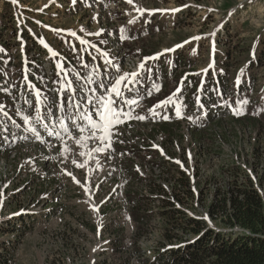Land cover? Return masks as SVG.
Instances as JSON below:
<instances>
[{"label": "rangeland", "instance_id": "1", "mask_svg": "<svg viewBox=\"0 0 264 264\" xmlns=\"http://www.w3.org/2000/svg\"><path fill=\"white\" fill-rule=\"evenodd\" d=\"M33 44L43 46L54 59L48 55L38 57ZM57 54L64 65L74 67L77 83L82 81L77 88L81 90L85 82L93 85L88 102L94 105L99 129L89 124L77 126L76 111L67 108L63 113L57 101L54 110L47 109V120L53 124L67 118L70 124L62 126L58 121L60 136L51 139L53 145L37 146L33 142L36 136L13 147L8 157L0 155V242L6 244L8 252L13 251L14 264H124L128 256L117 251L115 241L119 237L115 231L125 229L131 243L136 226L130 220V193L146 187L129 180L134 174L149 177L153 173L157 185L173 190L179 177L176 166L161 162L159 155L142 151L145 145L164 157L166 151L179 156L183 154L180 149L189 147L191 158L176 162L182 169L189 168L190 173L194 168L199 171L191 182L208 195L210 190L224 186L221 171L225 166L230 168L236 162L244 165L243 158L237 160L234 151L239 136L235 138L230 131L238 130L236 133L245 139L249 136L245 128L225 118V129L207 131L200 144L179 140L173 145L166 139L162 146L164 138L159 134L154 144H146L149 140L136 137V130L142 124L144 131L140 135L151 137L157 120L171 121L174 117L198 123L196 103L187 102L190 91L180 95L182 100L180 96L171 98L175 85L193 76L199 83L205 72L209 81V73L218 76L225 63L232 79L230 92L238 77L253 75L257 78V98L264 100V0H0V72L6 75L4 82L0 81L1 92L10 93L3 88L17 83L22 87L23 74L20 78L17 73L24 61L29 64L30 60H39L42 73L51 82V67L55 60L59 61ZM84 57L88 66L89 58L95 62L98 72L89 76L83 73L79 66ZM178 58L185 66L181 67V63L175 70L173 60ZM213 63L215 72L211 69ZM142 66L144 76L129 88L142 91L146 100L120 116L112 113L117 107L114 102L128 89L125 80ZM163 67L168 76L163 74ZM53 84L48 85V90L57 99ZM210 93L211 90L207 95ZM75 95L77 98V91ZM85 97L78 96L79 100ZM11 102L12 96L7 104ZM15 112L21 115V109ZM134 121H138L136 126L114 128ZM184 126L187 128V124ZM223 130L231 133L232 144L220 139ZM171 132L197 137L188 128L183 131L177 127ZM126 140L134 141L141 150L139 162L133 158L123 163L122 157L114 153ZM241 143L247 146L244 139ZM125 164L135 172L124 169ZM87 166L92 172L88 176ZM150 190L146 188L147 196ZM205 199L194 206L187 203L184 211L191 215L195 210L198 217L209 220L205 205L211 197ZM146 205L147 212L152 209L154 215L166 209L159 200H150ZM19 217L31 221H20ZM162 231V220L157 215L138 244L147 256H152ZM140 260V255H135L132 263Z\"/></svg>", "mask_w": 264, "mask_h": 264}, {"label": "trees", "instance_id": "2", "mask_svg": "<svg viewBox=\"0 0 264 264\" xmlns=\"http://www.w3.org/2000/svg\"><path fill=\"white\" fill-rule=\"evenodd\" d=\"M6 7H8V4H6ZM33 45V47L37 48L36 50L39 53L38 57L46 56V52L40 45ZM229 56L230 54L227 52V59ZM84 60L80 61L82 64L79 66L80 69L87 76L92 75L93 72H96L95 62L89 59L88 61H91V65L88 66ZM181 63V67H184L185 63L183 64L181 59L173 60L174 69L177 70ZM40 64L39 60H30L29 74L39 89L47 90H44L47 93V107L54 110V103L57 102V99L52 98V94L48 90V85L51 82L54 83L53 87L56 90L59 83V76L55 73L54 66L51 67V82H49L48 77L42 73ZM221 65L224 68H222L223 70L219 76L220 85L228 89L232 79L229 77L230 73L226 67V63ZM161 70L167 76L165 68L163 67ZM69 73L72 79H75L74 69L69 67ZM17 74H19L20 78L22 77L20 67ZM113 74L112 72V76ZM4 79H6V75L0 72V81L4 82ZM197 81L198 78L193 76L184 85V94L189 90V87L191 89V98L187 102L194 100L193 97L196 94ZM256 82V77L253 75L248 76L246 81L240 83L239 88L237 90L235 89L232 94L233 96L237 95L240 101H242L241 106L239 108L236 107V104L234 107L232 106L233 115L230 114L225 119L230 120L234 125L245 128V133L249 137L245 139L244 136L237 134L236 132L238 130L232 129L230 131L231 133H235L233 134L235 138L239 136V143L236 142V144H238L237 149L240 152L236 147L234 151H236L237 160L243 158L242 162L244 165L236 162L230 168H227V166L224 167L221 171L224 186L216 190H210L209 195L204 191L200 192L197 188L198 185L191 182L190 177L181 169H179V177L175 179L174 186L176 188L173 190L167 189L161 184L157 185L152 178L144 179L143 177L137 176V174L135 175L133 181L138 183L142 182L141 184L146 187L139 192L130 193L129 199L130 203H132L130 220L134 221L136 226L131 243H128L125 229L119 228L118 231H115L116 235H118L116 237H119L115 241L117 251L126 253L128 256L124 264H133L132 258L135 255H140L141 260L138 264H264V100L257 98L255 90L257 88ZM75 83L77 86L78 83L76 81ZM206 86L207 91L213 90L214 87L216 88L214 81L210 79ZM7 88L3 89L10 91V93L0 91V107L9 109L17 123L13 125L5 117L0 116V155L4 156L7 154L5 157L9 156L11 152L9 150L16 147L19 140L15 139L28 138L32 135V129H40L41 127L38 122L34 92L27 90L25 84L19 87L17 83ZM82 88H85V83H83ZM232 88H234L233 84ZM83 89L80 90L78 88L79 96L84 93ZM66 95L67 93L63 95L61 103H65L67 107L70 105V108H72L73 101L71 100L69 103ZM10 96H12V102L7 104ZM225 101V99L222 100L224 107L220 103L219 107H211L209 110L212 111L215 108L214 114L216 115L223 113V110H230L229 103L227 102L226 104ZM83 102L86 106H90L87 99L83 100L82 104ZM192 107L194 108V105ZM15 109H21V115H17ZM89 111H91V107ZM212 116L213 113H210L205 119L199 113V119L201 120L200 123L195 124L199 128L194 132L198 134L196 138H193L195 143L197 141H199V144L201 141L204 143L203 140L207 136L205 134L209 130L214 128L220 130L225 129L222 127L224 118L216 121L213 119L206 129H201ZM173 126L174 124L162 125L161 127L157 126L156 128L158 129L154 133L158 132L161 135L163 134L174 144V135L176 133L173 134L171 132L175 128ZM247 129L248 131H246ZM230 132L223 130L220 139L223 137V142L232 144L230 140V136L232 135ZM11 134L14 135L15 139L11 140ZM216 134L218 135L217 131ZM242 139L247 143L246 147L248 149L242 146ZM214 155L218 154H212L211 156ZM163 162L170 163L169 161ZM128 169L131 170L132 167ZM197 173L199 171L197 172L196 170V175ZM147 187L149 190L151 189L149 196L146 195L148 192L144 193ZM204 197L206 199L211 197V202L205 205L206 216L209 220L198 217L195 210L190 211L191 215L184 211V205L187 203L193 206L200 204L203 202ZM150 200H159L166 209L159 211L157 214L162 220V237L157 247L152 250V256L150 255L149 257L142 251L138 244L140 239L150 231L152 220L157 216L153 214L152 209L147 212L146 202H150ZM26 217H19L20 219L18 220L27 221V223L31 221L30 218L26 219ZM1 224L4 225L3 223ZM0 250L2 251L0 254V264H14V253L13 251L8 252L5 243L0 242Z\"/></svg>", "mask_w": 264, "mask_h": 264}, {"label": "snow or ice", "instance_id": "3", "mask_svg": "<svg viewBox=\"0 0 264 264\" xmlns=\"http://www.w3.org/2000/svg\"><path fill=\"white\" fill-rule=\"evenodd\" d=\"M13 2L15 3L16 0H13ZM129 2H132V0H129ZM114 91H117L118 92V89H114ZM110 110V109H109ZM111 111V110H110ZM140 119H143V117H140ZM95 126V125H94Z\"/></svg>", "mask_w": 264, "mask_h": 264}]
</instances>
